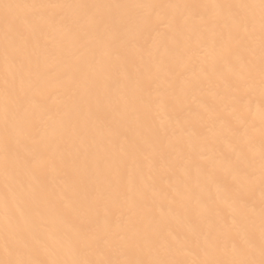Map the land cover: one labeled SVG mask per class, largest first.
I'll use <instances>...</instances> for the list:
<instances>
[{"label": "bare ground", "instance_id": "6f19581e", "mask_svg": "<svg viewBox=\"0 0 264 264\" xmlns=\"http://www.w3.org/2000/svg\"><path fill=\"white\" fill-rule=\"evenodd\" d=\"M261 261L262 0H0V264Z\"/></svg>", "mask_w": 264, "mask_h": 264}, {"label": "snow or ice", "instance_id": "6c2138e0", "mask_svg": "<svg viewBox=\"0 0 264 264\" xmlns=\"http://www.w3.org/2000/svg\"><path fill=\"white\" fill-rule=\"evenodd\" d=\"M262 3H264V0H262ZM261 264H264V261H261Z\"/></svg>", "mask_w": 264, "mask_h": 264}]
</instances>
